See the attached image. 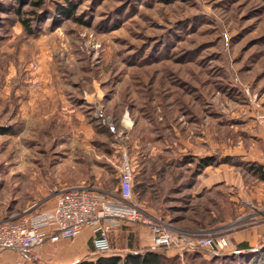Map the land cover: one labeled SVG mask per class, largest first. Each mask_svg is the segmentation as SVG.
Listing matches in <instances>:
<instances>
[{
    "label": "rangeland",
    "instance_id": "1",
    "mask_svg": "<svg viewBox=\"0 0 264 264\" xmlns=\"http://www.w3.org/2000/svg\"><path fill=\"white\" fill-rule=\"evenodd\" d=\"M72 1L82 22L56 11L64 0H45L37 10L23 5L22 17L33 29L27 33L15 12L17 2L0 0L1 79H9L12 95L25 98L29 92L34 99L29 153L35 156L39 206L52 204L70 185L113 188L127 157L135 175L133 202L156 211L176 203L178 195L170 185L156 191L147 178L154 155L166 160L186 155L194 159V201L173 211L175 219L161 217L175 228L201 233L240 228L228 225L239 218L240 200L254 184L240 157H253L260 144L254 107L259 101L264 109V0ZM206 157L215 161L210 170L222 163L242 183L207 189V165L201 166ZM142 168L150 183L143 192ZM123 227L135 229L134 238L112 235L111 254L123 255L113 250L127 246L143 251L149 245L142 246V238L151 246L141 225ZM200 254L175 257L168 249L162 264L239 261ZM47 257L34 264H84L97 255L86 248L73 258Z\"/></svg>",
    "mask_w": 264,
    "mask_h": 264
},
{
    "label": "crops",
    "instance_id": "2",
    "mask_svg": "<svg viewBox=\"0 0 264 264\" xmlns=\"http://www.w3.org/2000/svg\"><path fill=\"white\" fill-rule=\"evenodd\" d=\"M8 83L9 79L2 81L0 76V163L2 164L0 167V223L7 220L19 219L23 216H33L36 213L51 210L55 205L54 201L52 204L48 202L40 207L39 205L42 200L36 197L34 183L35 156L32 151L29 153V147L32 144L31 138L33 137L34 99L29 92L24 95L25 98H23L22 95H17V93L12 95L14 88L12 87V90H10ZM258 133L260 144L255 151V155H253V157H250V154L243 155L240 157L242 160L260 162V156L264 151L263 126L259 125ZM142 163H145L143 159ZM218 165L219 166H215L213 170H210L211 165L205 166L208 178L205 180L204 184L207 186V189H210L213 185L218 183L234 186H238L242 183V177L240 175L233 172V174H228L226 168L221 167L222 163ZM153 167V172L149 173V177L147 178L152 180L155 190L159 192L164 186L170 185L173 193L178 195L176 199H172L176 203L163 205L156 211H151L153 214L162 215L170 221V219L176 218V216L172 214L173 211L181 210L184 206L188 207L189 202L194 201V159L193 157L182 155L166 160L163 154H155L153 157ZM143 173L144 168H142V192L145 188H148L147 185L150 186V183H145V176ZM168 174H172L169 183L166 181V179H168ZM253 182L254 184L251 189L246 191L245 196H242L245 199L258 200L261 191L264 189V180L253 175ZM76 185L89 186L98 191L112 190L117 186L116 184L111 189H107L101 185L97 186L92 183H79L70 186ZM241 193L243 194L244 192L241 190ZM245 212V208L238 207L236 212L238 214L237 217L246 219L248 216ZM123 225L124 224L120 225L112 231L110 239L112 235L116 234H125L130 238L135 235L133 232L135 229L124 228ZM142 231H145L149 235L147 229L143 226ZM90 237L91 229L85 227L76 237L67 239L69 240L67 243H59V241L47 242L45 245L35 249L34 252L37 255L38 261L41 257L43 258L46 256H48L47 258H52V260L57 256H62L63 258L71 256L70 258H73L84 249L90 247ZM147 240L148 239L142 238V246L150 245V243H147ZM260 240H264V220L255 224L243 225L240 228H236L232 233L231 245L229 248H235L236 244L241 242L254 245ZM55 248H58V253L56 254L51 252ZM121 250L124 252L133 249L128 246L123 249L117 247L113 250V253H120ZM21 258L22 256L15 251H0V264H14ZM28 264L34 263L30 262ZM57 264H59V262Z\"/></svg>",
    "mask_w": 264,
    "mask_h": 264
},
{
    "label": "built area",
    "instance_id": "3",
    "mask_svg": "<svg viewBox=\"0 0 264 264\" xmlns=\"http://www.w3.org/2000/svg\"><path fill=\"white\" fill-rule=\"evenodd\" d=\"M254 100L255 98H250L251 102ZM260 106L259 101H256L254 118L264 127V109ZM95 114L103 116L100 109H96ZM259 160L264 166V151ZM133 178L132 163L127 157H123L118 183L114 189L98 191L84 185L70 186L59 192L51 210L1 222L0 251L19 253L22 258L14 264L35 263V249L47 242L72 239L88 227L91 229L90 243L93 250L110 252V234L124 223L145 227L150 235L152 248L164 246L172 249L178 256L195 246L205 249L230 247L233 232L225 230L201 233L175 228L160 215L133 202ZM240 203L246 209L248 217H239L230 222L228 227L250 225L264 220V189L258 200L242 198Z\"/></svg>",
    "mask_w": 264,
    "mask_h": 264
},
{
    "label": "trees",
    "instance_id": "4",
    "mask_svg": "<svg viewBox=\"0 0 264 264\" xmlns=\"http://www.w3.org/2000/svg\"><path fill=\"white\" fill-rule=\"evenodd\" d=\"M18 6L15 8V12L21 20L22 26L27 33L33 32L32 25L27 18L22 17L23 11L21 7L25 4L31 5L34 9L42 8L45 0H15ZM76 4L72 0H64V4L56 5L55 9L58 13L66 17H71L76 21L82 22L77 16H75ZM33 13L35 11H32ZM86 23V22H83ZM211 157H206L201 160V166H205L213 162ZM248 165L250 172L257 178L264 180V166L257 161H245ZM89 250L97 255L94 261L85 262L84 264H162L163 259L167 256L168 248L164 246H158L152 248L150 245L143 251H125L123 255L111 254V252H95L90 244ZM187 251H195L199 255L200 253L210 256V258H226L230 257L231 260H239L236 264H242V260H247V264H264V240H260L254 245H248L245 242L236 244L232 249H205L201 247H191L186 249ZM184 254V253H183ZM175 257L177 254H174ZM241 258V259H240ZM225 259V260H226ZM205 261V259H203ZM203 261V262H204ZM210 262V260H208ZM205 261L204 263H206Z\"/></svg>",
    "mask_w": 264,
    "mask_h": 264
}]
</instances>
